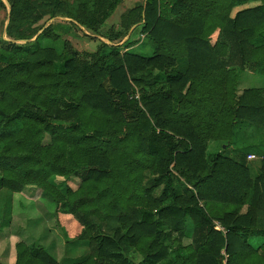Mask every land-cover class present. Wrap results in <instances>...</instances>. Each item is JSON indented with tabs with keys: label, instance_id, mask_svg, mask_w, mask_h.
I'll list each match as a JSON object with an SVG mask.
<instances>
[{
	"label": "trees",
	"instance_id": "1",
	"mask_svg": "<svg viewBox=\"0 0 264 264\" xmlns=\"http://www.w3.org/2000/svg\"><path fill=\"white\" fill-rule=\"evenodd\" d=\"M6 1L0 190L51 196L68 239L90 250L58 262L19 242L15 264H135L131 248L146 264L171 254L175 264H264V242L250 244L264 239V153L256 176L249 152L207 155L239 124L264 129V89L238 94L229 70L264 74V0H146L107 38L119 44L139 27L151 56L123 52L130 39L80 55L58 33L69 27H37L62 19L97 33L123 0ZM73 165L86 175L63 192L52 179L76 176ZM9 223L0 218V234ZM8 250L7 240L0 264Z\"/></svg>",
	"mask_w": 264,
	"mask_h": 264
},
{
	"label": "rangeland",
	"instance_id": "2",
	"mask_svg": "<svg viewBox=\"0 0 264 264\" xmlns=\"http://www.w3.org/2000/svg\"><path fill=\"white\" fill-rule=\"evenodd\" d=\"M6 6L3 7L0 5V39L5 38L8 39L6 36V28L9 23V14H10V7L7 4L6 0H2ZM145 0H123L122 3L117 8L115 14L111 15L107 23L104 25L99 32H91L88 31L80 26L69 25L67 24L68 21H64L62 19H55L49 21H42L40 24L37 25L38 28H46L49 25H61L63 27H69V29L60 28L58 29V33L61 34L63 39L70 41L72 49L81 54L85 53H96L102 47V43H107L108 45H112L111 41L107 38L109 35L122 30L121 29V17L124 13L129 11L130 9L142 5ZM136 29V31H135ZM133 28L131 32H139L140 28ZM129 35V34H128ZM143 34H139L137 37L134 36V39L137 38L140 41L144 39ZM126 41L124 39L123 43ZM23 42H19L18 44H22ZM50 44V43H48ZM116 45V44H115ZM60 46V45H55ZM108 49L106 48V51ZM124 51V50H123ZM139 55L144 56H151L153 54V49L150 45L142 44V46L136 48V52ZM249 71H244L241 73V86L243 88H263L264 89V74L261 75L258 73L250 74ZM242 125V126H241ZM240 126L242 128H240ZM252 129V130H249ZM243 131L241 136L240 132ZM257 133H263L261 137L262 145L261 147L257 145L259 140L257 141ZM234 145L235 149L232 152L235 155H242L248 152H253L256 156V159L250 163L251 173L252 175H257L259 172V167L261 164V158L264 153V129L251 126L248 124H239L235 130L234 136ZM72 163V162H71ZM75 170L77 171V175L71 176L69 179H64L62 177H54L52 179V183L54 186H59L65 192L67 187L72 189H77L79 184L81 183V177L86 175V171L82 166H75ZM162 191V188H158L155 192L156 196H159ZM31 192L22 194V197H18L16 194L15 203H14V219L13 222L20 229V233L16 231V227L14 229L13 223L11 227L5 229L4 232L0 234V256L3 255L4 247L7 245V240L9 241V256L7 258H11L15 251L16 241H25L26 243H31L32 240L30 238H26V236L33 235V236H40L42 238H46L47 229L48 233L50 231L53 233L51 235V240L48 238L49 242L48 245H52L54 247V251H52V247L48 246V250L53 252L59 259L68 258L78 256V259H86L89 256L90 250L89 247L85 242H77L73 244L74 239H68L65 229L60 226L57 221V203L55 200L49 196L45 195L40 199H31L27 196L30 195ZM27 195V196H26ZM30 197V196H29ZM12 207V206H11ZM11 208L6 210V219L10 217L8 214ZM3 219V218H1ZM21 227V228H20ZM24 229L23 231H21ZM52 229V230H51ZM218 229V228H217ZM222 230V229H220ZM16 232L19 234V237ZM18 236V237H16ZM12 237H15L13 239ZM29 237V236H28ZM187 242V241H186ZM185 242V243H186ZM264 242L263 238H253L250 240V244L253 248H258ZM75 243V242H74ZM171 241H166L165 244H170ZM34 244V243H33ZM32 245V244H31ZM133 250V251H132ZM132 251V252H131ZM128 253H124V256L133 261L135 264H146L143 261V257L136 252V250L131 249ZM66 260V259H64ZM176 258L173 254H171L166 260L162 261L159 264H175Z\"/></svg>",
	"mask_w": 264,
	"mask_h": 264
},
{
	"label": "crops",
	"instance_id": "3",
	"mask_svg": "<svg viewBox=\"0 0 264 264\" xmlns=\"http://www.w3.org/2000/svg\"><path fill=\"white\" fill-rule=\"evenodd\" d=\"M144 2H146V0L144 1ZM252 6V4L250 5V4H244V5H240V6H238V7H236V8H234V10L232 11V14H231V18H235V16H236V14L238 13V12H240V11H242V10H245V9H247V8H250ZM115 14V13H114ZM132 31V30H131ZM135 31H136V29H135ZM139 35V32H131V33H129V35L125 38L126 39V41L128 40V39H130L129 40V42L130 41H132V42H137L136 44H134L133 46H131L129 49H124V51L123 52H126V51H128V50H131V51H133V52H136V48H138V47H140V46H142V44H144L143 43V41H140L138 38H137V40H136V38L134 39V36H138ZM112 45H115V44H112ZM116 46H122V43H119V44H116ZM235 70L236 71V76H237V83H236V90H237V92H238V94H241L244 90H246V88H243L242 86H241V73L242 72H244V71H249V72H251L249 69H248V67H246V68H244V69H242V68H230L229 70ZM250 74H253V72H251ZM247 89H263V88H247ZM238 126V125H237ZM237 126H236V128H237ZM242 126V125H241ZM240 126V128H242ZM236 130V129H235ZM249 130H252V129H249ZM243 134V131L241 130V132H240V135L239 136H241ZM257 141L259 140V143L257 144V145H259L260 147H261V145H262V142L260 141L261 140V137H262V135H263V133H257ZM234 136H235V133H234ZM233 150H236L235 149V145H234V138H233V141H232V143H230L229 141H226V140H210L209 141V143H208V145H207V155L208 156H212V155H215V154H218V153H228V154H230L232 157H235V156H237V155H235V153L234 152H232ZM247 155V165L250 167V163L253 161V160H255L256 159V156H255V154L253 153V152H249L248 154H246ZM238 156H240V155H238ZM249 156H254L255 157V159H249ZM261 165V164H260ZM259 169H260V167H259ZM253 176H256V175H253ZM16 194L17 193H13V192H11V191H9V190H7V189H2V190H0V218H3V220H5L6 219V210L9 208H11V210L9 211V215H10V223L7 225V226H5L4 227V229H3V231L2 232H4L5 231V229H7V228H9V227H11V225H12V223H13V226H14V229H15V227L17 226L16 225V223H14L13 222V219H14V216H15V213H14V203H15V198H18V197H22L21 195L22 194H18V197H16ZM12 206V207H11ZM8 218V219H9ZM21 228V227H20ZM218 229H220V228H218ZM24 229H22L21 231H23ZM48 230L49 229H47V233L45 234L46 235V238H42V237H40V236H33V235H29L28 234V236H26V238H30V240H32V242L29 244V243H26L25 241H20V242H24V243H26L27 245H31V244H33V243H38V244H40L41 246H43L45 249H46V251L51 255V256H53L58 262H60V261H63L64 259H66V260H68V258H62V259H59V257H57L55 254H53V252H55L54 251V247L52 246V245H48V238H50V240H51V235L53 234L51 231H50V233H48ZM52 230V229H51ZM16 231L18 232V233H20V229H19V227L17 226L16 227ZM1 232V233H2ZM16 232V234L19 236V234ZM18 236H16V237H18ZM19 237H21V236H19ZM13 239H15V237H12ZM16 240V239H15ZM17 243H19L18 241H16V244ZM47 245L48 246H51L52 247V251L53 252H50L49 250H48V247H47ZM131 249H133V248H131ZM131 249L129 250V251H131ZM133 251V250H132ZM131 251V252H132ZM126 254V253H125ZM140 255V254H139ZM141 256V255H140ZM79 257L76 255V256H74V257H71V259H78ZM15 261H16V252L14 253V255L11 257V258H9V262H8V264H15Z\"/></svg>",
	"mask_w": 264,
	"mask_h": 264
},
{
	"label": "built area",
	"instance_id": "4",
	"mask_svg": "<svg viewBox=\"0 0 264 264\" xmlns=\"http://www.w3.org/2000/svg\"><path fill=\"white\" fill-rule=\"evenodd\" d=\"M139 97V95H137V98ZM249 159H255V157L254 156H249Z\"/></svg>",
	"mask_w": 264,
	"mask_h": 264
},
{
	"label": "water",
	"instance_id": "5",
	"mask_svg": "<svg viewBox=\"0 0 264 264\" xmlns=\"http://www.w3.org/2000/svg\"><path fill=\"white\" fill-rule=\"evenodd\" d=\"M24 43V42H23Z\"/></svg>",
	"mask_w": 264,
	"mask_h": 264
}]
</instances>
